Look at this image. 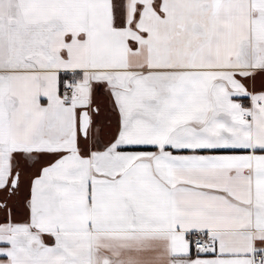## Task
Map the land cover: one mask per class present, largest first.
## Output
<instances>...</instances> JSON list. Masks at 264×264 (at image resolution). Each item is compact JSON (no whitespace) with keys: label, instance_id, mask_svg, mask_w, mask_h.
I'll return each instance as SVG.
<instances>
[{"label":"snow or ice","instance_id":"obj_1","mask_svg":"<svg viewBox=\"0 0 264 264\" xmlns=\"http://www.w3.org/2000/svg\"><path fill=\"white\" fill-rule=\"evenodd\" d=\"M0 264H264V0H0Z\"/></svg>","mask_w":264,"mask_h":264},{"label":"crops","instance_id":"obj_2","mask_svg":"<svg viewBox=\"0 0 264 264\" xmlns=\"http://www.w3.org/2000/svg\"><path fill=\"white\" fill-rule=\"evenodd\" d=\"M242 102L247 103V101H242Z\"/></svg>","mask_w":264,"mask_h":264}]
</instances>
